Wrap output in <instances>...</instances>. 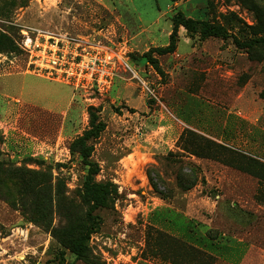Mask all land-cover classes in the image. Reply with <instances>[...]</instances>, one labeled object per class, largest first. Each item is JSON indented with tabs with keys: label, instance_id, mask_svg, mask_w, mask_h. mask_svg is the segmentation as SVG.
I'll return each mask as SVG.
<instances>
[{
	"label": "rangeland",
	"instance_id": "obj_1",
	"mask_svg": "<svg viewBox=\"0 0 264 264\" xmlns=\"http://www.w3.org/2000/svg\"><path fill=\"white\" fill-rule=\"evenodd\" d=\"M175 1L0 0V34L12 41L0 50V161L52 174L46 219L34 206L45 197L41 182L26 194L15 180L0 186V264L75 260L67 241L84 223L87 166L70 146L89 128L90 107L107 123L93 141L97 180L115 183L117 194L97 211L90 250L75 264H264V43L247 48L182 27L179 53L162 56L161 72L141 61L152 39L169 43L177 12L221 23L240 41L264 37V0ZM23 28L127 40L156 98L128 73L97 105L28 73ZM188 131L200 138H181ZM174 234L214 261H178Z\"/></svg>",
	"mask_w": 264,
	"mask_h": 264
},
{
	"label": "trees",
	"instance_id": "obj_2",
	"mask_svg": "<svg viewBox=\"0 0 264 264\" xmlns=\"http://www.w3.org/2000/svg\"><path fill=\"white\" fill-rule=\"evenodd\" d=\"M171 19L173 27L169 35V43L165 46L151 47L141 56L142 62H150V64H152L159 72H161V69L159 58L157 56L176 51L179 42L180 27L185 28L190 35L199 34V36L203 39L210 37L222 39L233 37L234 42L238 46L247 48L252 47L256 43H264V37L254 38L249 41H240L235 35L230 33L227 26L209 19L191 17L186 15L184 12H177ZM11 45L12 41L9 37L0 34V50H3L7 46ZM99 112V109L90 107L89 128H87L82 135L75 138L70 146L72 152H78L81 155L83 163L87 166V172L84 176L81 188V197L83 202L88 205V208L84 218V223H81L75 232H70L69 235L71 237L67 241L68 248L75 255V260L65 263L64 253H62L59 264H75L76 260L85 259L90 250V239L101 222L100 215L97 211L110 206V203H112L114 199V195L117 194V187L115 183L110 180H97V175L99 174L101 167L100 164L92 157L95 148L93 141L98 139L107 127V123L101 119ZM186 135L190 137L193 136L194 138H200L190 131L186 134L183 133L181 138ZM39 160H41V162L45 161L43 159ZM12 167L14 166L4 163L3 160L0 161V186L7 181L15 180L26 194L31 191V188H34L32 185L33 180H37V186L41 182L43 186H40L39 188L44 193L45 197L42 204L36 202L34 206L37 212L40 213V218L46 219L50 212L52 202V190L50 187L52 174L50 175L46 171L39 172L22 167ZM169 237L174 241L173 245L177 249L176 252L178 261H181L180 257L183 256L184 258H186V256H191L192 260L196 263L198 261L206 262L205 260H209L211 262L214 261L215 256L213 254L208 253L191 243L181 240L178 237Z\"/></svg>",
	"mask_w": 264,
	"mask_h": 264
},
{
	"label": "built area",
	"instance_id": "obj_3",
	"mask_svg": "<svg viewBox=\"0 0 264 264\" xmlns=\"http://www.w3.org/2000/svg\"><path fill=\"white\" fill-rule=\"evenodd\" d=\"M21 33L28 73L70 85L92 97L94 105L104 100L123 73L138 79L156 98L149 83L140 77L127 40L106 41L97 35L54 34L37 28H23Z\"/></svg>",
	"mask_w": 264,
	"mask_h": 264
},
{
	"label": "crops",
	"instance_id": "obj_4",
	"mask_svg": "<svg viewBox=\"0 0 264 264\" xmlns=\"http://www.w3.org/2000/svg\"><path fill=\"white\" fill-rule=\"evenodd\" d=\"M175 3H177V0L175 1ZM172 27H173V23H172V26H171V29L169 30V35H170V33H171V30H172ZM142 29V28H141ZM181 30H182V27H180L179 28V35H180V33H181ZM143 31H145L146 32V28H143L142 29V32ZM187 32V31H186ZM187 34V33H186ZM106 35V34H105ZM142 42V39H141V41L139 42V44H137L138 46H143L144 44H146V45H148L147 44V42L145 41L144 42V44H142L141 43ZM150 44H152V46L153 47H156V46H165V45H167V44H165V45H160V44H158L157 42H156V40L155 39H152L151 40V42H150ZM192 44V43H191ZM192 46V45H191ZM150 47H147L146 49H145V51L146 50H148ZM194 48H193V46H192V50H193ZM137 50H140V49H137ZM179 42H178V46H177V49H176V51L175 52H173V53H168V55H173V54H178L179 53ZM192 52H194V51H191V52H188V53H186V54H191ZM164 55H167V54H164ZM162 56L163 55H159L158 56V58H159V60L161 61V58H162ZM161 64H162V61H161ZM120 77H122V76H120ZM118 78V77H117ZM116 78V79H117ZM180 230V229H179ZM181 231V230H180ZM173 235V234H172ZM174 236H176V234H174ZM204 236H207L206 235V232H205V235ZM209 239H211L213 242H214V240H219V238H213V237H209ZM238 240L239 241H241V242H246L245 240H244V238H238ZM230 246V245H229ZM210 247H212L213 249H214V245H211ZM249 250H250V247L249 246H246ZM206 249H207V247H206ZM210 252H212V253H214V250H209ZM248 254V253H247ZM246 254V255H247ZM130 264H153L149 259H147V258H143V257H138L136 260H131V263Z\"/></svg>",
	"mask_w": 264,
	"mask_h": 264
}]
</instances>
